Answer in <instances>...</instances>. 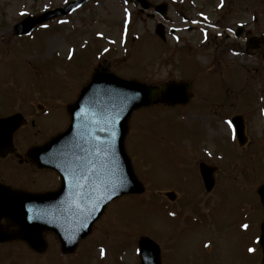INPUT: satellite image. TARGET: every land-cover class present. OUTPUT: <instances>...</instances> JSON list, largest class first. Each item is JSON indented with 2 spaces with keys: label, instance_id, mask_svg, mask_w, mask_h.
<instances>
[{
  "label": "rangeland",
  "instance_id": "obj_1",
  "mask_svg": "<svg viewBox=\"0 0 264 264\" xmlns=\"http://www.w3.org/2000/svg\"><path fill=\"white\" fill-rule=\"evenodd\" d=\"M65 1L0 0V115L18 111L35 121L15 132L20 148L65 129L67 104L97 67L157 87L190 81L192 97L185 105L156 102L132 113L125 146L144 187L140 195L110 202L72 254H62L56 237L46 233L41 254L22 241L0 244V264H139L140 237L158 244L163 264H263L264 207L257 190L264 183V60L233 56L226 49L232 43L228 33L220 28L223 34L216 36L206 23L216 18L234 26L236 18H248L242 12L254 8L263 26L258 22L254 32H264V0H225L223 6L210 0L198 16L202 0L187 8L177 0H149L168 5L167 15L182 27L178 42L168 35V21L126 0H94L61 20L66 23L50 21L26 37L13 34L21 13L39 14ZM158 23L162 38L155 32ZM45 109L49 114H42ZM233 115L244 122L241 146L230 125ZM202 161L217 169L210 193L200 184ZM24 167L28 185L29 174H36L34 189L56 182L53 175Z\"/></svg>",
  "mask_w": 264,
  "mask_h": 264
},
{
  "label": "water",
  "instance_id": "obj_2",
  "mask_svg": "<svg viewBox=\"0 0 264 264\" xmlns=\"http://www.w3.org/2000/svg\"><path fill=\"white\" fill-rule=\"evenodd\" d=\"M83 0L64 10L27 17L15 26L18 35L29 33L35 25L57 14H65ZM143 8L149 3L138 0ZM160 13L165 6L156 7ZM188 82H166L153 88L135 80H125L97 70L80 90L77 100L67 106L70 124L46 144L33 148L30 157L41 167L57 170L62 183L58 190L36 195L0 186V242L21 239L36 252H43V232L55 233L64 252H72L90 233L107 203L123 194L140 193L142 185L133 173L124 148L128 119L133 110L160 100L168 105L184 104L190 97ZM240 143L244 142L243 123L232 119ZM10 125L12 133L23 123L19 114L0 118V126ZM107 142V143H105ZM212 169L200 164V173L209 191L214 183ZM264 204V186L259 189ZM173 198L172 195H170ZM14 226L13 231L8 227ZM261 244L264 252V223ZM140 264H161L159 250L148 238L138 241ZM264 262V260H263Z\"/></svg>",
  "mask_w": 264,
  "mask_h": 264
},
{
  "label": "flooded vegetation",
  "instance_id": "obj_3",
  "mask_svg": "<svg viewBox=\"0 0 264 264\" xmlns=\"http://www.w3.org/2000/svg\"><path fill=\"white\" fill-rule=\"evenodd\" d=\"M257 12L258 9L252 11V8H247V10H245L244 13L242 12L241 14H248V18H241V19L236 18L235 20L233 19L234 21L231 23V25L235 22L238 23V24L236 23L233 26L235 28L234 30H236L238 25L240 24L239 29L241 32L239 38L235 37V34H233L235 40L232 41L231 43V51L240 52L242 55H246V56H253V57L257 56L264 60V32L263 31L254 32V30L257 27V26L254 27V25L258 24V22H259V26L263 28L262 24L259 21L260 16ZM34 122L35 121L33 119L30 120L28 123H30L31 126H33ZM37 145L31 144L30 146H27V144L23 143L20 148V146L15 143L14 136H13L12 145L9 146L6 143L0 144V153L3 154V156H0V183L10 186L14 189H23L32 192H44L56 188V186L58 185L59 178L58 175L54 172L53 173L55 174L56 182L53 185H51V187L42 188V189L40 188L34 189L33 188L34 186L30 187L32 185H38V184H34L36 182V179L34 178L36 174L32 176H30L29 174L30 185L27 184L28 179L26 181H23L24 177L27 174V173H23V172H27V170L24 167L25 165L27 166L31 165L33 168H35L37 173L46 172L38 168L29 157L30 148ZM14 165H17L19 168L16 169ZM22 183H25V186H21L23 185Z\"/></svg>",
  "mask_w": 264,
  "mask_h": 264
},
{
  "label": "snow or ice",
  "instance_id": "obj_4",
  "mask_svg": "<svg viewBox=\"0 0 264 264\" xmlns=\"http://www.w3.org/2000/svg\"><path fill=\"white\" fill-rule=\"evenodd\" d=\"M125 13H126L125 22L127 23V10L126 9H125ZM21 15H24V13H21ZM60 23H66V22L65 21H60ZM42 27H47V25H42ZM71 55H72V53H71V50H70L69 51V59H71ZM105 143H107V142H105ZM169 215H174V213H169ZM241 227L244 228V229H247L248 228V225L247 224H244ZM205 247H208V245H205ZM247 251L249 253H253L255 251V249L250 247V248L247 249ZM104 255H105V250L103 248H101L100 249V256H101V258H103Z\"/></svg>",
  "mask_w": 264,
  "mask_h": 264
}]
</instances>
